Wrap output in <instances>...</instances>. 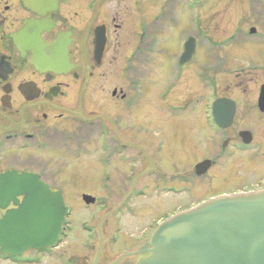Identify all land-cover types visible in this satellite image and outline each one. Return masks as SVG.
<instances>
[{
	"label": "flooded vegetation",
	"instance_id": "1",
	"mask_svg": "<svg viewBox=\"0 0 264 264\" xmlns=\"http://www.w3.org/2000/svg\"><path fill=\"white\" fill-rule=\"evenodd\" d=\"M261 7L262 0H0V221L25 198L9 173L59 192L66 210L54 247L0 246V264H137L168 218L216 197L263 191L264 80L253 103H235L217 81L264 77ZM205 8L217 9L223 35L205 26ZM180 23L186 31L176 53L167 52L174 37L163 34ZM189 39L194 54L179 65ZM237 60L249 61L230 68ZM223 99L233 102L219 103L226 126L214 109ZM189 107L201 109L208 157L182 175L177 126L161 132L155 122ZM234 157L240 167L229 165ZM223 175L240 184L198 198V183ZM81 185L95 195L72 199L67 188Z\"/></svg>",
	"mask_w": 264,
	"mask_h": 264
},
{
	"label": "water",
	"instance_id": "2",
	"mask_svg": "<svg viewBox=\"0 0 264 264\" xmlns=\"http://www.w3.org/2000/svg\"><path fill=\"white\" fill-rule=\"evenodd\" d=\"M188 1L196 4L204 0ZM193 54L189 39L179 65L189 63ZM263 100L264 86L258 103ZM214 103L217 124L226 126L221 118H227V114L220 113L219 103L233 102L223 99ZM231 116L232 110L229 120ZM208 168L209 162H202L195 173L202 175ZM6 177L22 184L20 194L25 198L17 210L7 212L0 221V246L17 253L27 248L54 247L66 213L61 194L27 174L9 173ZM85 201L93 199L86 197ZM148 247V256L137 264H264V190L216 197L169 218L152 233Z\"/></svg>",
	"mask_w": 264,
	"mask_h": 264
},
{
	"label": "rangeland",
	"instance_id": "3",
	"mask_svg": "<svg viewBox=\"0 0 264 264\" xmlns=\"http://www.w3.org/2000/svg\"><path fill=\"white\" fill-rule=\"evenodd\" d=\"M240 3H244L243 1H239ZM239 2L237 1L236 3L239 5ZM228 3V1H227ZM226 4V3H225ZM218 7H221L222 5H217ZM226 7V6H225ZM202 9V13H199V15L204 16V23L206 27H209V29L213 28L216 31V35L220 36L223 35V31L225 30V23L217 24L214 23L213 20L217 16L218 12L217 9ZM221 9V8H220ZM226 9V8H225ZM262 18H261V23H260V29L263 30L264 28V0H262ZM201 12V10L199 11ZM187 18V17H182ZM181 28L174 30L173 33L169 32H164V36H173L174 39L172 43L169 45V50L164 49L167 52L171 53H176L177 51V37L180 32H185L186 31V26L183 25V23H180ZM184 30V31H183ZM249 60H237L234 63H230V68H238V67H246V64ZM192 73L190 70H187V73ZM234 75L231 73L229 75H224L220 76L217 78L218 81V86L219 91L222 93V90L224 88H227V94L229 95L230 99L233 101L235 100V103H253V99H255V93L256 89L259 83H261L264 80V77L260 75H255L253 79H248L244 81H240L244 78V76H240L239 79H234ZM198 84V83H197ZM197 91L199 93L203 92V89L198 85ZM183 95L188 92V90L182 91ZM181 95V96H183ZM180 97V96H179ZM176 97V98H179ZM184 97V96H183ZM174 98V99H176ZM150 103H153V99H150ZM162 115V114H161ZM156 125H158L161 128V132H172L175 130V126H177L176 131L179 132L180 136V143H181V168H182V175H189L192 173V167L193 164L196 163L197 161L204 159L208 157L206 154V149H205V143H206V134L204 132L203 128V123L201 121V109L198 108L194 113L191 107H189L186 111H182L181 114L179 115V118L176 120L168 115L163 116L162 120L158 123L155 122ZM237 157H234L229 165H232V167H240L238 164V159ZM82 161H78L82 163ZM223 167H217L214 168L213 171H211L210 174L213 175H218L222 171ZM235 175L237 173L235 172ZM231 175H223L220 178L219 182H213L212 185L208 182H200L197 184V194L198 198H202L205 195H210L216 192H220L223 190V187L227 186H235L237 184H240L238 180L234 177H231V180H229V177ZM214 186V187H213ZM212 188V189H210ZM70 191L73 192L71 198L76 199L81 193H91L95 195V191H97L96 188L94 187H87L84 185H81V187L76 188L71 187L67 188V193ZM87 216V214H85Z\"/></svg>",
	"mask_w": 264,
	"mask_h": 264
}]
</instances>
